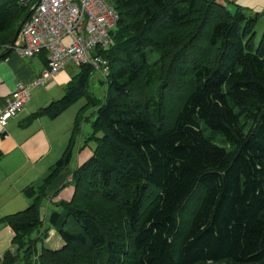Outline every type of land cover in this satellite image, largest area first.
I'll return each instance as SVG.
<instances>
[{"label":"trees","instance_id":"obj_1","mask_svg":"<svg viewBox=\"0 0 264 264\" xmlns=\"http://www.w3.org/2000/svg\"><path fill=\"white\" fill-rule=\"evenodd\" d=\"M120 20L91 158L71 201L50 224L62 247L38 243L48 188L70 165L72 143L31 201L3 223L17 254L0 264H264V35L260 15L219 0H109ZM31 5L0 0V60ZM44 55L45 52H44ZM48 64V61H47ZM83 66L59 100L31 119H56L88 96ZM79 119L74 127L76 133ZM40 253V254H39Z\"/></svg>","mask_w":264,"mask_h":264},{"label":"crops","instance_id":"obj_2","mask_svg":"<svg viewBox=\"0 0 264 264\" xmlns=\"http://www.w3.org/2000/svg\"><path fill=\"white\" fill-rule=\"evenodd\" d=\"M219 1L229 6L232 11H235L237 6L253 10L256 15H261L264 11V0ZM45 54L23 59L12 52L7 58L0 60V115L18 84L32 83L47 68L48 56ZM69 75L64 70L49 80L44 87L33 89L30 102L18 116L11 119L4 129L0 126V259L8 252L16 255L18 251V247L13 244L14 232L3 223V219L30 206L31 201L23 191L29 186L40 184L50 169L63 157L67 148L71 124L73 119L75 121L77 113L72 118H66L67 111L56 119L42 117L32 120L31 117L64 96L65 89H56V85L67 86L72 80ZM92 155L93 151L90 155L79 152L76 158L74 153L70 165L48 188V196L42 205L43 228L33 236L38 237L48 230V238L38 243L39 252L44 247L53 250L62 247L49 217L53 212L61 210L57 207L59 202L71 201L75 193L71 184L73 174Z\"/></svg>","mask_w":264,"mask_h":264},{"label":"built area","instance_id":"obj_3","mask_svg":"<svg viewBox=\"0 0 264 264\" xmlns=\"http://www.w3.org/2000/svg\"><path fill=\"white\" fill-rule=\"evenodd\" d=\"M31 5L32 13L15 42L7 46L21 58H34L47 53L48 64L32 83H19L11 94L0 126L18 116L31 100V92L44 87L68 66H92L104 77L110 75L109 61L98 50L113 44L112 31L120 17L108 0H20Z\"/></svg>","mask_w":264,"mask_h":264},{"label":"rangeland","instance_id":"obj_4","mask_svg":"<svg viewBox=\"0 0 264 264\" xmlns=\"http://www.w3.org/2000/svg\"><path fill=\"white\" fill-rule=\"evenodd\" d=\"M109 1V0H108ZM243 8V7H242ZM244 13L247 16L254 17L253 10L243 8ZM117 28V27H116ZM116 28L112 31L116 30ZM256 33H257V40H260L264 35V11L261 13L259 21L256 25ZM113 37V35H112ZM78 69L73 66H68L66 72L72 79L77 73ZM66 84L56 85V89H65ZM89 94L88 96L82 97L79 102L69 108L67 110V117H73L76 113L75 121L73 119L72 122V129L69 136L68 145L70 143V139L73 135V145H72V157L75 153L76 158L79 156V152H83L85 154L92 153L97 147V143L94 140H90V137L93 134V123L97 117V109H98V102L104 101L105 96L107 94V78L104 77L100 72H94V74L90 78L89 86H88ZM92 96V98L98 100L97 105H89L88 106V97ZM58 100V99H57ZM62 115V114H61ZM79 121V128L78 131L73 134L74 127L76 125L77 120ZM67 145V147H68ZM45 215V213H43ZM41 253V252H40ZM39 253V254H40ZM18 264H24L22 262Z\"/></svg>","mask_w":264,"mask_h":264},{"label":"water","instance_id":"obj_5","mask_svg":"<svg viewBox=\"0 0 264 264\" xmlns=\"http://www.w3.org/2000/svg\"><path fill=\"white\" fill-rule=\"evenodd\" d=\"M31 13H32V10H30V13L25 17L24 21L21 23V25H20V27H19V29H18V31H17V37H18V35H19L20 31H21L22 26H23L24 23L29 19Z\"/></svg>","mask_w":264,"mask_h":264}]
</instances>
